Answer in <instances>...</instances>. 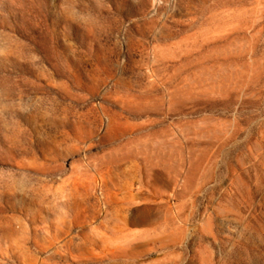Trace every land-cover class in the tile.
Returning a JSON list of instances; mask_svg holds the SVG:
<instances>
[{
	"label": "rangeland",
	"instance_id": "1",
	"mask_svg": "<svg viewBox=\"0 0 264 264\" xmlns=\"http://www.w3.org/2000/svg\"><path fill=\"white\" fill-rule=\"evenodd\" d=\"M0 264H264V0H0Z\"/></svg>",
	"mask_w": 264,
	"mask_h": 264
}]
</instances>
